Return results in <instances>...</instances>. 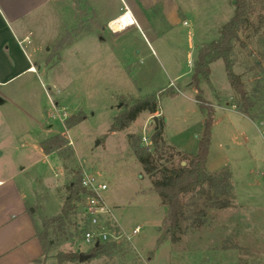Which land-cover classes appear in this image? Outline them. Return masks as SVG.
<instances>
[{"label":"rangeland","instance_id":"rangeland-1","mask_svg":"<svg viewBox=\"0 0 264 264\" xmlns=\"http://www.w3.org/2000/svg\"><path fill=\"white\" fill-rule=\"evenodd\" d=\"M195 1L199 10L209 11L208 22L187 14L179 25L182 34L175 40L172 34L152 39L148 33L130 30L114 40L107 33L106 41L99 35L80 36L63 50L51 51L66 35L65 28L60 23V31L47 25L46 17L40 14L21 21L35 33L25 43L35 48L33 59L37 66L35 72H25L0 87V99L8 96V100L0 102V162L11 169L32 163L21 177L35 195L32 209L38 215L60 212L74 171L94 172L107 184L104 197L131 237L123 239L113 255L60 263L58 250L81 249L89 253L91 247L75 232L74 222L80 220L81 214L77 201L70 223L73 237L61 241L46 264H264V119L255 125L246 118L224 116L223 110L215 106L209 168L229 167L234 205L209 209L207 222L197 228L184 220L181 239L161 244L157 240L166 207L153 190L152 179L134 155L129 140L130 134L149 138L154 115L143 112L128 128L110 131L114 117L132 99L157 93L161 110L158 115L164 117L168 145L175 150L198 151L206 115L189 97V88L184 91L185 84L191 80L197 51L220 37V28L233 15L236 0ZM132 22L125 14L111 26L121 29ZM253 22L231 54L234 70L243 75L249 92L264 75V28L255 33L257 19ZM257 61L261 67H257ZM211 66L209 80L201 84L205 97L217 101L215 96L219 95L236 103L234 91L224 88L228 79L223 60ZM170 87L179 92L160 94ZM255 99V113H264V92ZM52 104H56V111ZM77 112H84L85 118L68 129L67 144L47 159L37 160L41 153L36 140L47 136L29 116L41 114L47 126L61 131L66 129L65 119ZM24 126L31 132L21 136ZM240 138L246 142L236 148ZM179 161L177 155L175 162ZM137 225L141 230L133 234Z\"/></svg>","mask_w":264,"mask_h":264},{"label":"trees","instance_id":"trees-1","mask_svg":"<svg viewBox=\"0 0 264 264\" xmlns=\"http://www.w3.org/2000/svg\"><path fill=\"white\" fill-rule=\"evenodd\" d=\"M257 19L255 33L264 28V0H236L234 13L231 18L220 28V37L210 43L203 44L196 54L192 76L185 88L195 89V99L202 112L205 113L204 131L200 138L199 148L196 153L175 150L168 145L164 136V117L155 115L159 110V95L156 93L132 99L122 112L116 115L110 126V131H120L128 128L135 122L141 113L153 114L154 128L149 137L150 146H146L142 137L130 134V146L142 164L146 174L152 179L153 190L161 197L166 207L162 220V231L158 244L165 241L178 242L184 233L183 221L188 220L189 226L197 228L207 222L209 209H226L234 205L232 173L229 167L223 166L217 170L208 167V158L211 149L212 129L215 118V106L204 95L201 87L207 82L212 72V63L222 59L225 64L228 83L238 97L235 103L239 110L255 118V109L260 94L264 92V75L257 79V84L249 92L243 80V75L234 70L232 52L242 41L241 34L254 26ZM78 31L66 34L53 46V51H60L65 46L74 42ZM52 55H56L53 52ZM260 62V61H259ZM258 63V61H257ZM261 67V63L256 64ZM169 91L175 95L179 91L170 87L162 90L160 94ZM85 118L84 112H77L64 121L67 129L77 125ZM68 140L65 135L57 134L43 143L44 150L51 153L64 147ZM165 148L171 151L165 152ZM175 150V153L174 151ZM166 153L169 155L165 157ZM180 156V161L175 162V157ZM185 161L183 165L182 162ZM83 171H74V178L68 184V195L60 212L53 216L42 215L37 225V236L43 246V255L46 260L50 253L58 247L61 241H69L73 237L70 230L71 215L75 212L76 202L81 195L86 193L81 184ZM75 232L82 234L78 222H74ZM82 238V236H81ZM119 243L108 242L93 245L88 250L92 258L110 256L118 252ZM56 257L60 263L79 261L78 251L58 250Z\"/></svg>","mask_w":264,"mask_h":264},{"label":"crops","instance_id":"crops-1","mask_svg":"<svg viewBox=\"0 0 264 264\" xmlns=\"http://www.w3.org/2000/svg\"><path fill=\"white\" fill-rule=\"evenodd\" d=\"M196 5L195 0H0V87L7 86L14 78L25 72L36 70L37 65L33 59L35 48L25 43V40L35 33L22 25L21 21L24 18L26 20L34 14H40L46 17L44 21L47 25L55 26L58 31H60L58 23L60 27L65 28L66 34L78 31L75 40L80 36L99 35L101 40L106 41L107 33L108 38L114 40L130 30L148 33L152 39H162L172 34V39L175 40L182 34L179 25L187 14L190 13L194 18L208 22L209 11L199 10ZM125 14H129L133 22L121 29H114L111 22ZM220 64L221 61L217 66ZM224 88L229 89L231 86L228 83ZM189 91V97L197 104L196 90ZM5 96L2 95L1 102L8 100V96ZM215 98L217 101L212 98L210 100L217 109L223 110L224 116L246 118L253 123V119L242 113L233 101L219 95ZM29 117L47 136L36 140L39 145L37 149L41 153L37 160L47 159L56 151L47 153L43 147L45 140L57 134L65 135L68 129L65 127V130H53L52 125H46V120L41 114ZM255 118L264 119V113H256ZM20 132L23 133L21 136H26L31 131L28 126H24ZM240 141L236 148L246 142L244 138H240ZM226 147L230 148L229 145ZM31 165L32 163L19 165L11 169L0 162V264H46L52 255L50 253L49 257L44 259L43 246L36 231L39 218L43 214L38 215L32 209L34 202L31 200L35 195L26 179L21 177L25 169ZM211 165L208 160V167Z\"/></svg>","mask_w":264,"mask_h":264},{"label":"built area","instance_id":"built-area-1","mask_svg":"<svg viewBox=\"0 0 264 264\" xmlns=\"http://www.w3.org/2000/svg\"><path fill=\"white\" fill-rule=\"evenodd\" d=\"M56 111V104H52ZM260 122V119L253 120V124ZM264 136V128L261 129ZM146 146L150 145V140L146 136L142 137ZM81 184L86 193L81 195L78 206L81 209L78 227L82 230L83 241L90 246L100 243L116 242L123 239H130L124 229L120 226L113 214V208L104 197V192L108 186L94 172L83 171ZM141 226L137 225L133 229V234L139 233Z\"/></svg>","mask_w":264,"mask_h":264},{"label":"water","instance_id":"water-1","mask_svg":"<svg viewBox=\"0 0 264 264\" xmlns=\"http://www.w3.org/2000/svg\"><path fill=\"white\" fill-rule=\"evenodd\" d=\"M235 2H236V1H235ZM0 102H1V99H0ZM182 164L184 165V164H185V161H183ZM96 245H98V243H97ZM78 253H79V261H80V262L92 258V255H91V254H89V253H82V252H81V249H78Z\"/></svg>","mask_w":264,"mask_h":264}]
</instances>
